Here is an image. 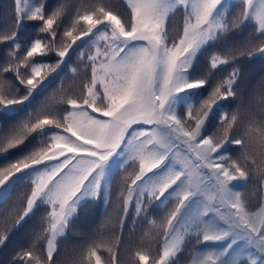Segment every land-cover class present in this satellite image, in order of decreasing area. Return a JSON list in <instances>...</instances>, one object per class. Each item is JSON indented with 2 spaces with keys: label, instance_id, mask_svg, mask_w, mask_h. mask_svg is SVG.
<instances>
[{
  "label": "snow or ice",
  "instance_id": "snow-or-ice-1",
  "mask_svg": "<svg viewBox=\"0 0 264 264\" xmlns=\"http://www.w3.org/2000/svg\"><path fill=\"white\" fill-rule=\"evenodd\" d=\"M125 4L127 17L103 3L78 12L72 25L62 30L71 43L55 49L38 37L24 47L19 30L25 21L38 22L37 31L55 41L64 9L49 14L43 3L14 0L16 29L0 34V43L10 42L11 49L7 62L0 64V115L5 125L22 107L30 106L34 94L51 86L55 78L43 75L44 69L57 72L67 65L70 50L90 72L81 95L62 100L68 106L63 111L42 112L0 128V154L18 149L31 133L40 138L35 150L0 164V203H7L18 185L31 186L15 220L17 227L41 208L46 211L43 258L26 250L19 254L18 264H55L58 238L66 234L82 202L104 195L113 169H125L129 163L138 164V172L124 196L125 219L130 208L139 217L152 200L158 201L157 209L173 204L164 222L157 226L154 219L149 221L162 230L158 255L152 257L142 248L135 252L138 264H149L150 259L152 264H180L179 257L188 250L187 264H264V196L253 207L235 188L247 184L253 168L264 179V118L241 134L238 115L222 111L221 102L237 95L239 68L233 67L216 83H210L208 73L191 71L202 51L233 27L251 20L264 38V0H237L236 5L227 0H125ZM233 7L241 8L235 16ZM177 16L182 30L173 36ZM22 47L24 54L18 56ZM53 50L55 65L30 63ZM226 52L224 58L219 54L209 58L211 69L235 65L237 56L264 55V46ZM70 71L77 73L75 67ZM12 80L24 91L14 88ZM216 113L222 131L209 132ZM235 151L240 155L234 158ZM252 151L258 153L259 165ZM7 240V233L0 235V245ZM101 248L110 254L111 264H117L116 254L103 241L88 245L80 264H103Z\"/></svg>",
  "mask_w": 264,
  "mask_h": 264
},
{
  "label": "trees",
  "instance_id": "trees-1",
  "mask_svg": "<svg viewBox=\"0 0 264 264\" xmlns=\"http://www.w3.org/2000/svg\"><path fill=\"white\" fill-rule=\"evenodd\" d=\"M29 4L43 3L47 12L57 8L64 9V15L60 24V31L57 33V39L51 41L47 33L37 31L38 22L25 21L20 26L18 40L24 46H28L34 38H42L45 43H53L55 49L71 43V40L62 37V30L72 25V21L78 12H83L86 8L101 3L108 5L114 11L127 17L128 9L125 0H27ZM229 5H236L237 0H227ZM241 11L240 7H233L231 16L237 15ZM14 0H0V34L11 32L16 29ZM231 16L229 19H231ZM172 30V35L182 30L181 17L177 16ZM55 27V26H54ZM81 26H77L78 34ZM83 39H87L86 37ZM10 42L0 43V64L6 63L9 59L7 47ZM80 44V41H77ZM247 45L251 50L264 46V38L259 37L256 32V25L253 21H247L242 25L231 28L228 34L217 41L214 46L198 56L194 62L191 71L194 74H209L210 83L220 82L227 78L233 67L239 68L241 75L238 83L234 86L237 95L229 97L228 101L221 102L222 111H226L229 116L238 115V125L243 129L252 122L264 118V55L254 54L251 58L247 55L237 56L235 65H221L219 69H211L209 58L213 54H219L224 58L228 53L226 49L237 48L244 49ZM76 48V45H73ZM24 54V48L18 53V56ZM71 60L67 65H61L57 72H51L50 69H44L43 75L54 82L41 94H34L30 98V106H24L21 110L7 122L0 115V128L5 126L12 127L21 124L25 120L34 119L42 112L57 113L63 111L68 106L62 102L68 97H77L82 93V86L87 81L90 72L85 70V64L80 62L78 56L70 50ZM67 59V58H66ZM48 63L55 65L57 60L56 50L49 51L45 56H36L31 58L30 63ZM75 67L77 73L73 74L70 69ZM22 75L26 76V70L21 69ZM59 73V76H57ZM11 80V77L8 76ZM14 88L24 91V86L18 81L12 80ZM211 89L208 90L210 92ZM208 92H205L204 98H207ZM28 105V102H26ZM99 115V114H97ZM222 131L219 123V113L212 117V124L209 125V132ZM233 134H236L235 131ZM35 137V139H34ZM39 137L36 133H31L25 143L18 149L10 150L9 153L0 154V164L8 159H14L17 156L27 154L35 150L39 145ZM238 149L239 146H232ZM240 155L239 151L234 152V158ZM251 155L260 163V157L256 151ZM138 172V164H131L117 171L113 169V179L110 185H105V194L99 199L82 202L78 213L73 217L66 234L58 238L57 253L54 254L55 264H80V261L86 252L88 245L93 241H103L106 247H111L117 256V264H138L135 252L144 248L151 252L152 257L158 255L160 245L162 244V230L159 227L153 228L149 221L154 219L157 226L164 222L165 217L172 210L173 204L170 202L167 206L157 209L158 201L152 200L146 204V212L139 217L136 216L134 208H130L125 219L123 211V200L127 194V187ZM236 190L242 191L253 207L257 206L261 196H264V179L256 173L255 168L251 172V178L246 185L236 184ZM31 186L28 182L18 185L12 192L7 203H0V235L8 234V240L0 245V264H18L19 254L26 250L44 256V235L46 211L41 208L35 215L26 218L22 224L17 227L15 220L21 214L27 197L30 195ZM124 193L122 196L121 193ZM147 201V197H145ZM39 237V239H37ZM35 244V247H33ZM103 264H111L110 254L105 248L99 249ZM190 250L181 254L180 264H187L190 259ZM152 263V259L149 261Z\"/></svg>",
  "mask_w": 264,
  "mask_h": 264
},
{
  "label": "rangeland",
  "instance_id": "rangeland-1",
  "mask_svg": "<svg viewBox=\"0 0 264 264\" xmlns=\"http://www.w3.org/2000/svg\"><path fill=\"white\" fill-rule=\"evenodd\" d=\"M149 264H152V263L149 262Z\"/></svg>",
  "mask_w": 264,
  "mask_h": 264
}]
</instances>
